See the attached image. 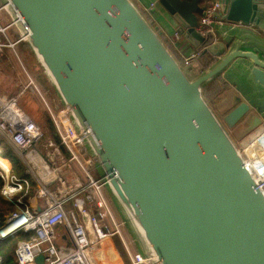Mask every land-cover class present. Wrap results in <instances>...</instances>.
Listing matches in <instances>:
<instances>
[{"label": "water", "instance_id": "obj_1", "mask_svg": "<svg viewBox=\"0 0 264 264\" xmlns=\"http://www.w3.org/2000/svg\"><path fill=\"white\" fill-rule=\"evenodd\" d=\"M10 1L150 262L157 252L162 264H264V190L203 94L213 78L234 76L246 97H236L241 137L258 131L264 39L238 28L203 33L201 0H159L211 55L192 78L133 0ZM218 2L223 18L264 33V0Z\"/></svg>", "mask_w": 264, "mask_h": 264}, {"label": "built area", "instance_id": "obj_2", "mask_svg": "<svg viewBox=\"0 0 264 264\" xmlns=\"http://www.w3.org/2000/svg\"><path fill=\"white\" fill-rule=\"evenodd\" d=\"M205 10L206 14L200 20V30L203 33L220 30L225 35L228 31L243 26L242 23L229 21L220 15L221 4L218 0H208ZM15 14L10 0H0V51L5 47L15 49L18 43L26 40V34L19 25L22 17L18 12ZM176 35L180 37L179 34ZM200 55L201 51L184 55L182 63H196ZM31 85L36 86L32 78L15 95L6 97L0 94V135L10 143L27 166L24 174L19 175L11 169L10 163L7 167L0 164V176L4 181L1 196L14 208L5 224L0 223V242L21 231L32 233L29 239L18 242L15 249L16 264H40L36 261L40 255H44V264H93L95 248L118 234L129 252L131 264L146 263L147 258L141 252L130 249L119 228L120 224H116L115 215L104 192L107 178L105 175H94L93 169H89L97 163L96 157L90 153L85 132L76 126L68 107L56 112L46 102L60 141L46 140L45 146L55 153L48 154L39 146L38 142L44 137L40 126L18 104V100L27 93ZM21 113L25 115V120L21 118ZM3 122L26 141L25 149L28 154L36 155L43 165H37L17 144L15 138L7 135L2 127ZM257 139L261 143L255 144ZM62 146H65L69 156L64 155ZM251 146H254L253 152L248 150ZM239 147L253 172L256 185L264 190V131L251 143ZM54 155L57 161L52 159ZM73 164L78 166L83 177ZM39 165L52 172L50 181L53 179L60 182V189L52 190L47 186L50 181H43ZM77 178L80 180L76 182ZM35 181L39 185L37 188ZM111 223L115 224V228ZM59 225L65 228L71 244H57L56 228ZM90 229L94 238L90 235ZM0 264H5L1 254Z\"/></svg>", "mask_w": 264, "mask_h": 264}, {"label": "rangeland", "instance_id": "obj_3", "mask_svg": "<svg viewBox=\"0 0 264 264\" xmlns=\"http://www.w3.org/2000/svg\"><path fill=\"white\" fill-rule=\"evenodd\" d=\"M207 3H208V1L206 2V4ZM18 45H19V47H18ZM18 45L15 46V49L12 47H6L7 49L5 48L3 51L0 52V53H2V55H0V94L4 95L6 97H9V95H10V97H11V96H13L12 95L13 93L15 94L16 92H18L20 90V87L27 84L28 81L30 80V78H32L34 80L36 86L31 85V87H29L27 93H25L23 96H21V98L18 100V104L26 112V114L28 116H30L32 118V120L38 126H40L43 134H45V131H44V126L46 123L45 122V119H46L45 110L47 111V113H49L50 117L52 118V115L50 113V110H49L46 102L56 112L59 109H63L65 107V105L59 96V93H58V90H57V87L54 83L53 78L51 77V75L47 71L46 67L44 66L43 62L38 57V55L34 51V49L27 43L26 40L21 41L20 43H18ZM10 52H13L15 54V56L17 57L18 66L11 64V67H9L8 66L9 59H7L6 61L2 60V56L5 54L8 55V53H10ZM176 57L181 62V65L183 66L186 73L192 78L194 76H196L197 74H199V72H201V69H204V65L200 61L196 62V63H192V64H184V63H182V60L178 56H176ZM12 65H13V67H12ZM202 71H204V70H202ZM22 72L25 74V76L22 74ZM221 78L224 79L223 77H221ZM216 104L214 106V110L216 111L217 115L220 117V119L224 123V125H225L226 129L228 130V132L230 133V135L233 138H235V136H234L235 130H236V128H237V130L240 129V126H235L236 124L234 126H229L231 124H234V123L230 122V119L232 118V116L229 114L228 118H230V119L226 123L224 121V117L220 116V114L217 112ZM263 131H264V129L261 131H257V133L253 134L252 136L249 135L250 137L249 136L246 137V144L251 143ZM3 139H5V138L2 135H0V155L2 154V151L4 149L2 146V143H1V141H3ZM46 140L47 139H44V138L41 139L38 142L39 146L43 149V151L47 152L48 154L55 153V152H53V150L51 148L45 146ZM5 141L7 143H9L6 139L3 142H5ZM6 146H8V145H6ZM18 156H19V160L15 161V162L10 160L8 157H7V159L10 161L11 169L14 170L13 168H16V172L19 175H23L24 172L26 171L27 166L19 154H18ZM1 157H2V155H1ZM52 159L57 161L55 158V155L52 157ZM95 165H98V163L91 165L89 167V169L92 168L94 175H97L98 173H96V170L94 169L95 167H93ZM73 166L80 173V175L83 177V173L78 168V166L75 164H73ZM39 171L42 172L41 166H40ZM29 177L32 180H34L31 175H29ZM50 179L51 178H49L48 180L44 179L43 181H46V183H47L50 181ZM34 185H35V188H37L39 186L36 183V181H35ZM47 186H49L50 189H52V190H56L58 188L60 189V187H61L60 182L53 181V179H52V181L47 183ZM105 187L109 188L108 185H105ZM106 188L104 189V191H105L106 196L109 198L110 207H111V209L115 215V218H116V224L117 225H118V223L120 224L119 228L121 231H124L128 235H132V239H133L132 244L136 247V250L141 252L144 257L149 259V257L144 255V253H143L142 241L138 237V235L135 234V232L133 231L132 224L126 218V215H125L126 212H124L121 205L117 202L116 199H114L113 196H112V199L110 198L109 192L107 191ZM112 227L115 228V224H112ZM61 228H63V226ZM140 237L143 238L142 236H140ZM108 240H110L111 243H113L114 247H116L115 246L116 244L114 242V236ZM100 248H101V245H99L97 248H95V251H94L95 260H97V262H98L97 264H107L104 257L102 256L103 254L99 253ZM118 254L121 256V254L119 252H118ZM127 255H128V258H129V261L131 264V257L129 255L128 251H127ZM122 259L124 260V262H126L125 258L122 257ZM147 260H146V263H143V264H153Z\"/></svg>", "mask_w": 264, "mask_h": 264}, {"label": "crops", "instance_id": "obj_4", "mask_svg": "<svg viewBox=\"0 0 264 264\" xmlns=\"http://www.w3.org/2000/svg\"><path fill=\"white\" fill-rule=\"evenodd\" d=\"M133 1L138 6V8L145 14L146 18L155 27L157 32L161 35L163 40L170 47V49L174 52V54L176 56H178L180 59H182V57H184V55L192 54L195 51H200V50L196 49L184 35H181L178 32L179 24H178L177 20L169 12V10L166 9L160 3L159 0H133ZM188 1H191V0H188ZM207 1L208 0H201L200 6L204 7V9H203L202 13H197L198 22H199V27H198L199 29L201 28L200 27V20H201L202 16L205 15L204 11L206 9V2ZM152 4H153V6H152ZM238 23H240V22H238ZM242 24H243V26H239L238 30L243 31V33L254 34L256 37H258L260 39H264V33L259 31L253 25L245 24V23H242ZM176 34H179L180 37L178 38ZM0 55H2V53H0ZM201 55H202V51H201ZM211 66H212V64L209 65L208 68H210ZM208 68L201 69V72H202V70H206ZM201 72H199V74ZM22 74L25 76V74L23 72H22ZM221 77H223L228 83H230V87L228 90H226L222 99H220L217 102V104H216L217 112L220 114V116L224 117V121L226 123L230 119V118H228L229 114L232 116V118L230 119V122L234 123V124H231L229 126H234L235 124H236L235 126H240V129L237 130V128H236V130H235V133H234L235 138L234 139L239 144V146H241V145L246 144V137H248L249 135L241 137L242 131H243L244 126H245L244 121L246 119V115L239 116V112H238L239 104L236 103V100H237L236 97L240 96V95L243 96L242 102L246 101V99H245L246 97H245V95H242L239 92V89H238L239 85H237L235 83L234 76L228 78L226 73H222ZM263 129H264V125L261 126L258 131H261ZM256 133H257V131L250 134V136H252L253 134H256ZM259 141L261 142V140H259ZM93 167H95L94 169L96 170V173H98L97 176H103L104 175L103 174L104 171L102 170V168L99 165H95ZM106 189L109 192L110 198L112 199V194L110 193L109 188H106ZM0 195H1V193H0ZM107 199L109 201L108 197H107ZM40 202H42V200H40ZM61 227H62V225H59L56 228L57 234H58L57 244L60 246L71 244V241L66 234L65 228L64 227L61 228ZM20 240H22V239H20ZM130 240L132 243V241H133L132 235H130ZM101 248L104 250L102 256L104 257L107 264H126V262H124L122 257L118 254L119 251H118V249H116L117 247H114L113 243H111L110 240H108L104 246L102 245ZM133 250H136V248ZM96 262H97V260H96ZM11 263L16 264L15 258L13 259V262H11Z\"/></svg>", "mask_w": 264, "mask_h": 264}, {"label": "trees", "instance_id": "obj_5", "mask_svg": "<svg viewBox=\"0 0 264 264\" xmlns=\"http://www.w3.org/2000/svg\"><path fill=\"white\" fill-rule=\"evenodd\" d=\"M18 47H19V45H18ZM200 56L201 57L199 58V61L204 65V69L208 68L209 65L212 64L211 55L208 53L207 54L202 53V55H200ZM7 59H9V64H8L9 67H11V64L18 66L17 57L15 56V54L13 52L8 53V55L5 54L2 56L3 61L4 60L6 61ZM12 67H13V65H12ZM229 87H230V83H228L225 79H222L221 75H219V76L213 78L212 80H210L209 82H207L203 85V94H204L206 100L209 102V104L214 108L215 104L220 99H222L224 93L226 92V90L229 89ZM15 94L13 93L12 95H15ZM9 97H10V95H9ZM45 113H46V119H45L46 123L44 126V131H45L44 136L45 137H43V138L44 139H54L57 142H59L60 140H59V137L56 135L55 124H54L52 118L50 117L49 113H47L46 110H45ZM4 140L5 139H3V141ZM3 141H1L2 146L4 148L2 151V154H1L2 157H4V158L8 157L13 162L19 160V156L16 153V151L10 146L9 143H7L6 141L5 142H3ZM5 144L8 145L9 147L6 146ZM61 150L65 156H69V153H68L67 149L65 148V146H62ZM13 169L16 172V168H13ZM3 184H4V181L0 176V193H1V189L3 187ZM31 193H33V192H31ZM13 211H14V208L10 204L5 202V200H3L2 196L0 195V223L5 224L8 216ZM122 233H123L124 238L128 242L130 249H135L136 247L133 246L131 243L130 235L126 234L124 231H122ZM31 235H32V233L21 231V232H18L14 237H11L7 240L0 242V254L4 258L5 264H12L11 262H13V259L15 258V249H16L18 242L21 241L20 239L27 240L31 237ZM114 242H115L116 247H117L119 253L121 254V256L126 259V262L128 264H130V261H129V258L127 255V249L125 247V244H124L121 236L116 234L114 236Z\"/></svg>", "mask_w": 264, "mask_h": 264}, {"label": "bare ground", "instance_id": "obj_6", "mask_svg": "<svg viewBox=\"0 0 264 264\" xmlns=\"http://www.w3.org/2000/svg\"><path fill=\"white\" fill-rule=\"evenodd\" d=\"M21 118L23 119V120H25L26 119V117H25V115L24 114H22L21 113ZM10 125H8V124H6L5 122H3V124H2V127H3V129H4V131L7 133V135H9V136H11L12 138H15V140H16V142H17V144H20V146L24 149V151H25V153L31 158V159H33V161L38 165V163H41L39 160H38V158H36L37 156L35 155L34 156V154H32V153H29L28 154V151L25 149V147H27L26 146V141H24L22 138H21V136L20 135H18L17 133H16V131L14 130V129H12L11 127H9ZM260 139H257L256 141H255V144H259V143H261L260 141H259ZM263 140V139H262ZM248 150H249V152H253L254 151V146H251V147H249L248 148ZM0 164L1 165H4V166H6L7 167V165H9V163H10V161L7 159V158H4V157H1V155H0ZM42 164V163H41ZM43 165V164H42ZM41 170H42V172H41V174H42V176H43V178L45 179V180H48L51 176H52V172H50L48 169H47V167H44V168H41ZM129 209H130V214H131V216H132V218H133V222H134V224H135V226L137 227V229L147 238V236H146V232L144 231V229H143V227L140 225V223H139V221H138V217L136 216V214H135V212H134V209L129 205ZM148 239V238H147ZM105 241V242H104ZM103 242H102V245L104 246L105 244H106V242L108 241V239L107 240H104ZM101 245V246H102ZM99 253H101V254H103V249L102 248H100L99 249ZM148 259V258H147ZM146 259V260H147ZM150 259V258H149ZM147 260V261H150V260ZM154 260L158 263V264H162V258L158 255V253L157 252H154ZM156 262H155V264H156ZM93 264H97V262H96V260H95V258L93 259Z\"/></svg>", "mask_w": 264, "mask_h": 264}]
</instances>
